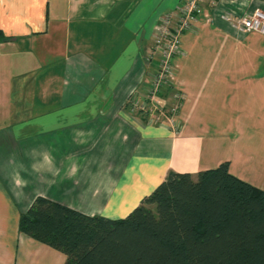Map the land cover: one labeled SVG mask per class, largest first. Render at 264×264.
I'll return each instance as SVG.
<instances>
[{
  "label": "crops",
  "instance_id": "obj_1",
  "mask_svg": "<svg viewBox=\"0 0 264 264\" xmlns=\"http://www.w3.org/2000/svg\"><path fill=\"white\" fill-rule=\"evenodd\" d=\"M179 3L0 0V264L65 263L18 230L38 197L122 219L169 172L223 162L264 191V34L237 25L264 1H202L172 59L179 130L130 113L158 69L153 28Z\"/></svg>",
  "mask_w": 264,
  "mask_h": 264
},
{
  "label": "trees",
  "instance_id": "obj_2",
  "mask_svg": "<svg viewBox=\"0 0 264 264\" xmlns=\"http://www.w3.org/2000/svg\"><path fill=\"white\" fill-rule=\"evenodd\" d=\"M18 230L62 253L64 264H264V191L223 162L195 179L169 172L122 219L38 197Z\"/></svg>",
  "mask_w": 264,
  "mask_h": 264
},
{
  "label": "built area",
  "instance_id": "obj_3",
  "mask_svg": "<svg viewBox=\"0 0 264 264\" xmlns=\"http://www.w3.org/2000/svg\"><path fill=\"white\" fill-rule=\"evenodd\" d=\"M202 1L180 0L175 12L165 15L154 26L151 56L154 55L156 57L158 69L149 82L145 98H136L129 101V109L132 114L150 115L151 113L156 114L159 110L160 113L164 114L162 117L165 118L160 124H167L173 131H177L180 128L177 115L179 107L185 100V96L184 94H175L176 104L170 107L161 95L162 88L175 84L177 68L173 65L172 59L184 54L180 45V36L194 29L197 16L201 12ZM237 25L245 33L264 34V11L255 9L249 15L238 17ZM157 123L158 120L151 117L148 124L155 125Z\"/></svg>",
  "mask_w": 264,
  "mask_h": 264
},
{
  "label": "rangeland",
  "instance_id": "obj_4",
  "mask_svg": "<svg viewBox=\"0 0 264 264\" xmlns=\"http://www.w3.org/2000/svg\"><path fill=\"white\" fill-rule=\"evenodd\" d=\"M167 87V95L166 94H164L163 95V93L161 94L162 96H163V98L164 97H166V99L168 100H170V102L169 101H167L168 102V104H169V106L170 107H172V105H174V104H176V99H175V94L176 93H174L173 92V86L172 85H168V86H166ZM165 89V88H164ZM164 100H165V98H164ZM164 111H166L165 109H164ZM135 114V113H134ZM137 114V113H136ZM151 114H152V116H151ZM150 115L148 114V115H145V118L143 119L144 120V122H145V124H147L148 125V123H149V119L152 117L153 119H157L158 120V123H159V125H160V123L161 122H163V119H165V118H163L162 116L164 115L163 113H160V111L158 110L157 112H156V114H153V113H151ZM137 115H139V114H137ZM151 116V117H150ZM163 124V123H162ZM152 126V125H151ZM260 186H262L263 188H264V183L263 184H260ZM261 187V188H262Z\"/></svg>",
  "mask_w": 264,
  "mask_h": 264
}]
</instances>
